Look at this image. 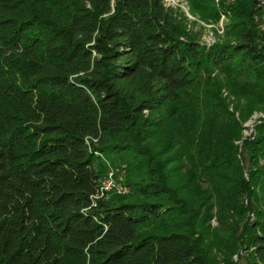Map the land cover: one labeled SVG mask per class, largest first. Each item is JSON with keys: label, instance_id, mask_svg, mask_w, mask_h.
Masks as SVG:
<instances>
[{"label": "trees", "instance_id": "16d2710c", "mask_svg": "<svg viewBox=\"0 0 264 264\" xmlns=\"http://www.w3.org/2000/svg\"><path fill=\"white\" fill-rule=\"evenodd\" d=\"M186 1L0 0V264H264V0Z\"/></svg>", "mask_w": 264, "mask_h": 264}, {"label": "rangeland", "instance_id": "374dc122", "mask_svg": "<svg viewBox=\"0 0 264 264\" xmlns=\"http://www.w3.org/2000/svg\"><path fill=\"white\" fill-rule=\"evenodd\" d=\"M169 9L173 11L174 19L183 26L186 33H188L200 45L210 46L217 42H225L229 40L227 37L228 27L230 25L229 16L222 12L223 17L219 14L217 19L205 18L201 14L193 13L189 3L186 0H169L167 3ZM190 16V18L187 16ZM264 31V28L262 29ZM260 118H264L262 113H254V115L245 123L246 130L245 137H251L255 134L254 125ZM107 166V172L104 175L102 182H106L110 177L117 189L108 191L107 196H128L129 188L125 183V170L122 168H114L109 162L102 159ZM101 182V183H102ZM126 189V193L123 190ZM214 225V224H213ZM235 262L244 264V260H238L234 257Z\"/></svg>", "mask_w": 264, "mask_h": 264}, {"label": "built area", "instance_id": "2783aa9c", "mask_svg": "<svg viewBox=\"0 0 264 264\" xmlns=\"http://www.w3.org/2000/svg\"><path fill=\"white\" fill-rule=\"evenodd\" d=\"M214 2V4L218 7L221 3L222 0H212ZM230 2L234 1V0H229ZM169 2V0H165V3L167 5V3ZM220 15L223 17L224 15H222V13L220 12ZM187 16L190 18V16L187 14ZM111 189H117V187L115 186V184L112 181V178L110 177L108 180H106V182H102L101 186H100V194H106L108 193L109 190ZM123 190V193H126V189H121Z\"/></svg>", "mask_w": 264, "mask_h": 264}]
</instances>
